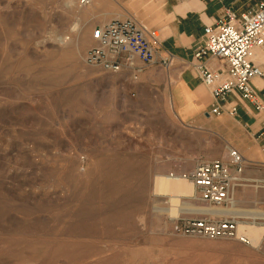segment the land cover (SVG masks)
Returning <instances> with one entry per match:
<instances>
[{"label":"rangeland","instance_id":"obj_1","mask_svg":"<svg viewBox=\"0 0 264 264\" xmlns=\"http://www.w3.org/2000/svg\"><path fill=\"white\" fill-rule=\"evenodd\" d=\"M115 1L0 0V264H264L260 244L171 231L207 205L194 189L171 216L155 174L188 176L234 145L215 117L183 124L155 84L84 63L98 25L153 26V0L101 11Z\"/></svg>","mask_w":264,"mask_h":264},{"label":"built area","instance_id":"obj_2","mask_svg":"<svg viewBox=\"0 0 264 264\" xmlns=\"http://www.w3.org/2000/svg\"><path fill=\"white\" fill-rule=\"evenodd\" d=\"M92 39L94 45L83 53V61L107 72L134 68L136 57L144 63L162 66H169L172 61L171 54L160 56L159 29L148 30L131 16L115 17L98 25L92 31ZM257 50L264 52V1L246 14L238 15L227 9L213 23L205 25L203 42L195 49L189 65L211 91L210 116L224 111L236 115L237 107L229 101L230 95L251 102L258 110L264 109V86L260 94L253 83L255 78L264 79V65L254 61ZM210 60L217 61L218 66H211ZM228 104L230 106L226 107ZM246 166L242 154L232 145H226L223 156L197 160L187 177L192 181L200 203L225 208L232 203ZM262 168L260 181L264 186V164ZM226 212L181 215L172 221L171 231L210 238H236L248 243V239L238 234L239 218ZM260 248L264 253V233Z\"/></svg>","mask_w":264,"mask_h":264},{"label":"crops","instance_id":"obj_3","mask_svg":"<svg viewBox=\"0 0 264 264\" xmlns=\"http://www.w3.org/2000/svg\"><path fill=\"white\" fill-rule=\"evenodd\" d=\"M260 1L264 0H153L147 5L148 11L156 13L151 22L153 26L141 23L148 30L159 29L162 33L160 56L171 54V64H147L136 57L134 68L117 72L124 85L149 82L155 84L160 92L168 93L171 106L183 124L208 125L210 119H217L214 122L215 133L229 140L247 162L242 174L243 181L236 189L232 213L240 219L253 220H264V210L257 209L258 206L264 208V195L256 190L263 177L264 109L258 110L251 102L230 95L229 101L237 107L236 115L224 111L210 116L211 91L189 62L195 49L203 42L206 24L213 23L227 9L234 10L238 15L246 14ZM115 3L113 8L101 11L125 14L144 11L130 0H116ZM254 61L264 65V52L257 50ZM209 64L218 66L215 60H210ZM253 83L262 94L264 79L255 78ZM129 89L132 93L136 92L134 88ZM261 187L264 188L263 185Z\"/></svg>","mask_w":264,"mask_h":264},{"label":"bare ground","instance_id":"obj_4","mask_svg":"<svg viewBox=\"0 0 264 264\" xmlns=\"http://www.w3.org/2000/svg\"><path fill=\"white\" fill-rule=\"evenodd\" d=\"M76 28V26L74 25ZM74 28V29H75ZM187 176L181 175V174H174V173H156L153 180V189L154 192L160 193L163 195H169V213L171 216H176L180 213L181 208L180 206V200L181 197H190L194 191V185L189 178H186ZM178 202V203H177ZM182 205V203H181ZM235 205V197L232 201V203L228 206V209L225 208H213L208 207L206 208L195 206L198 211V213H205V212H211V213H220V212H226L227 214L233 215V207ZM204 208V209H203ZM235 216V215H233ZM241 220L238 222V234L240 236H243L244 238L248 239V243L252 244L253 246H257L258 244H261L262 236L264 233V224H248V223H240ZM240 223V224H239ZM253 223H256L255 221Z\"/></svg>","mask_w":264,"mask_h":264}]
</instances>
